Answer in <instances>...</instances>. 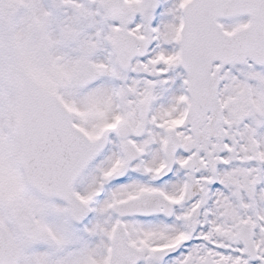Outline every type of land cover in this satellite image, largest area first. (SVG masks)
Masks as SVG:
<instances>
[{
    "label": "snow or ice",
    "instance_id": "snow-or-ice-1",
    "mask_svg": "<svg viewBox=\"0 0 264 264\" xmlns=\"http://www.w3.org/2000/svg\"><path fill=\"white\" fill-rule=\"evenodd\" d=\"M0 264H264V0H0Z\"/></svg>",
    "mask_w": 264,
    "mask_h": 264
}]
</instances>
